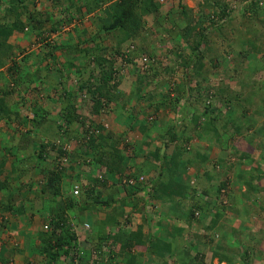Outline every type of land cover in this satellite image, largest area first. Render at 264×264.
I'll use <instances>...</instances> for the list:
<instances>
[{
    "label": "trees",
    "instance_id": "16d2710c",
    "mask_svg": "<svg viewBox=\"0 0 264 264\" xmlns=\"http://www.w3.org/2000/svg\"><path fill=\"white\" fill-rule=\"evenodd\" d=\"M48 1H50L51 6L57 7L58 10L63 9L66 11L71 8L75 10V12H79V6L73 5V0ZM80 1L87 13L94 12L97 14L98 11H101V16L97 15L94 20L90 19V23L94 22V30L88 32L85 28L79 29L78 27H74L73 31H75L77 35L80 34V39L79 41H75L74 44L70 43L69 46H71L70 49L73 48L71 52L79 54L83 60L85 59V62L83 61L81 65L75 67L74 64H71L69 61L66 64L67 67H74L78 75H83L85 69L88 68V62L91 63L87 77L80 80L75 89L78 92H85L89 96L91 102L90 112L96 114L101 109V106L112 98L110 91L115 85L113 86L114 82H112L114 73L112 69V58L110 59V57H107L105 59V57L100 54L105 48L99 46L97 42L94 43V41L98 38L100 39L102 35L111 34H115L118 37L116 38V42L119 44L125 40L134 39L136 35L140 34L144 29L142 26L144 21L143 16L156 12L159 3L156 0ZM255 1L249 0L246 7H242L246 9L245 11H248V9H252L251 4ZM26 2L35 3V11L27 13L29 16L27 17L28 20L25 22L23 19L21 20L20 17L23 11L26 12ZM207 2H204V6L211 5L219 7L218 12H212L218 20L217 18L215 19L213 15L210 17L201 14V19H196L198 30L192 31L194 25L191 27L186 25L181 31H173L175 34H172L175 35V37L178 36L185 39L189 49V53L185 54V56L177 52L176 63H174L185 69L189 67V71L191 70L192 74H190V76L188 74L184 75L181 81L176 83L174 87H166L167 91L174 92L171 98L166 97L165 100V98L159 97L158 101L150 102V104L153 103L155 107L159 105L171 106L174 110V118H177L179 114L181 119L177 124L176 121H173L174 118L166 122L163 133H161L158 138V145L154 146L153 150L148 152L151 156H158L159 163L157 164L158 167L156 168L155 174L147 177L144 182V179L139 180V176H142V171L140 170V172L137 168L133 169L130 176L135 182L133 184L121 183L125 190H130L127 195L119 197V199L123 201L126 200L124 202L125 204H131L132 207H130L132 211L149 213L146 217V222L152 225L160 224L159 221H167L170 217L173 218L175 223L171 230L174 229L175 233L177 232L179 235H181V231L187 228L190 223L202 221L200 219L201 210L205 212L204 209H208L205 203L206 198L213 197L214 200H220V190H222V188L225 189V187L230 184H234L236 186L235 191L239 192V194L234 195L237 202L239 200L247 201V203H242V207L246 210L247 214H259L260 211L264 212V186L260 185L261 179L264 178V124H262L260 120L264 115V77L259 75L256 78L257 73L264 71V61H259L255 53H252L260 51L259 48H255L254 42L252 40H250V42L246 41L244 44H241L239 48L236 46L237 50L232 49L235 53H238L239 58L237 64H232L231 67L224 65L223 67L226 73L225 76L228 79H235L238 84V91L231 90L227 85L216 86L213 84L212 92L207 94V90H205L206 94H203L204 92L202 93V90L199 91L198 87L201 81L209 80V76L207 75L208 70L211 72V70L216 69L217 64H220L221 58L223 59L225 56H222V54L217 55L220 59L216 60L217 58H215V64L211 61V57H207L208 67L204 68L203 62H206L204 61V53L211 51L205 42L206 30L209 28L211 32H218V29L222 26L221 21H223V17L229 13V8L226 3L221 0H211V2ZM6 3L7 5L4 8L5 15H0V79L3 85H5L8 82V76H12L11 81L13 84L24 82L32 86L37 79L36 77L39 69L30 68L31 72L28 74L24 71L20 72L22 62L27 61L30 55L21 56L17 60H14L13 54L11 53L12 45L7 43L6 40L13 31H21L23 27L28 25L33 27L35 25L32 24L34 16L38 17L36 19L37 24L34 26L35 29L42 28L41 26L44 22L54 23L55 20H53L54 18L50 13L44 11V8L47 6L45 0L41 3H39L38 0H6ZM47 13L50 16L47 15ZM65 14V19L59 21L64 24L68 21V18L72 17L71 14ZM79 16L83 18L81 13H79ZM4 17L8 19L4 20ZM188 21L190 22L192 19L189 18L187 19V22ZM204 21L207 22L204 24ZM54 30L55 26L52 24L49 32H53ZM70 38L69 36L68 39ZM64 46L65 43L55 42L52 49L56 48L62 50ZM136 47L135 45L131 53L125 54L127 56L126 60L130 61L131 55H135V51L138 50ZM139 51H142L140 54H146L148 57V66L143 71L150 70L151 68L152 75L159 73L156 70L157 68L152 65L151 51L146 49H140ZM120 52L121 51H116L115 54L119 55ZM121 53L123 54V52ZM225 53L229 54V51L225 50ZM6 59L11 62V65L5 67L7 73H4L1 70L5 65ZM42 61H44V59ZM54 62V57H50L43 65L45 66L44 76L49 79V76H52L56 71L52 65ZM131 64L130 67H133V63ZM93 65L95 66L93 67ZM15 72L18 74L17 77H14ZM94 72L97 73V77L95 81H90L89 79L93 78ZM23 76H26V81L21 80ZM192 78H194L193 85H191ZM63 83L64 81L60 83L63 91H61L57 98L59 100L62 97L65 98V102L58 109L61 119L57 124V128L59 129H57V132L59 131L60 138L62 137V139L58 140L59 147L56 146L55 143L57 140L48 141L42 138L36 140L28 135L29 133L23 135L25 136V140H22L24 146L17 145L15 147V149H17L15 158H17L18 161L23 158L22 156L25 151L29 150L28 148H31L32 154L35 155V159L38 158L42 162L47 159L41 168L42 172H46L45 185L41 188V191L46 190L52 196L60 194L59 182L61 176L64 174L63 166H61V164L58 165V161L55 159L58 157L57 155L62 154L60 148L62 142L73 139L74 142L78 144L76 148H74L77 151V158H81L84 165L86 164L95 169L103 166L109 173L116 168L113 165V158L117 156L119 151L114 148L115 142L109 134L98 133L94 135L93 133L87 132L85 129L76 130V124L82 122L81 120L83 118L75 112L74 106L69 99L73 94V89L68 90ZM244 88L248 91L242 92ZM4 92L6 91L0 88V119L3 118V115H9L7 103L2 98ZM48 93L49 92H46L47 95H49ZM218 104L225 107V113L222 115L218 112ZM49 110L50 109L45 103H41L40 106L32 109L31 122H36L38 124L42 123L46 119L45 116ZM247 110L251 112L247 113ZM17 113L14 112V115H17ZM153 122L154 120L150 123ZM97 127L101 128L100 126ZM139 127L142 131L145 125L142 123L139 124ZM191 131L193 133H191ZM191 134L193 137L195 136V138L205 141V144L199 145L196 142L194 143L192 139L190 141L189 139L192 137ZM248 134L251 137L255 136L256 146L251 144L250 140L246 139L248 136L245 135ZM106 138H108V141ZM166 139L168 141H165ZM170 142L172 143L171 145H169ZM105 143L106 145L111 144L113 146L111 148L112 156L109 160H105L104 157L103 151L105 147L103 145H105ZM14 145L16 144L14 143ZM212 147H217L218 155L214 160L217 162L216 164H218V166L224 167V172L229 173L230 181L227 179L218 180L215 171H204L201 177L203 176L202 179L205 181V185L200 188L201 193H199V197L196 195V188L193 186L192 182L189 181L190 177L187 174V167L194 163L195 168L198 169L199 166H201V162L206 160V155ZM46 148L48 150H46ZM49 152H52V157H50L51 154H49ZM252 154L256 156L253 157ZM230 157H233V160L231 159V161H229ZM3 163V159H0V193L2 194L8 188V179L10 176L17 178V176H20L27 170L24 167L18 168V163L13 162L8 172L2 175ZM240 164L244 167L240 168ZM121 169L118 168L119 173ZM211 180H218L215 193L208 191L209 183L212 182ZM240 188L243 189L240 190ZM260 193H262V201L259 196ZM79 194L78 198L82 201H80L79 210L84 209L88 204L99 203L109 205L110 202L116 201L114 197L110 196L100 200V192L97 191V193H94L91 188L80 189ZM145 195L147 198L144 197ZM185 195H188L187 197L189 199L186 202L183 200ZM156 198L157 200L160 199L159 201L167 206L168 213L167 215H161L154 219L155 215L152 214L151 209L153 207L152 202L156 200ZM73 202L75 204L78 203L77 200ZM139 202L142 204L137 207L136 204ZM177 206L182 208L184 212L177 214ZM2 208L12 211V205L7 202L4 203ZM223 208L229 209L226 205L213 203L211 209L214 212L212 215L214 219H210L205 225L198 226V230L201 231L202 237H207L209 240H214L216 237L219 238L218 242L211 243V250H207L210 252L211 257L215 256L217 258L218 262H224L226 264H252L253 258L257 256L260 257L264 254V226L260 236H258L259 234L257 233H252L248 236L249 232L247 230L241 238H235L231 232L221 231L215 225L216 221L221 217V210ZM21 210L20 207L18 209L16 207L15 213L19 214ZM195 212L199 214L196 216ZM180 215L183 217L180 218ZM151 217L154 220H151ZM177 223L179 225L183 224V226L177 227ZM216 228L220 231L216 232ZM34 237V239H36L33 244L34 246L30 242V237L25 234L21 245L16 248V251H18L20 255L28 248H30L35 255V263L23 257L22 264H73L74 260L77 264L85 260L84 264H110L113 261L114 264H145L146 261L143 259L142 255L131 252V248L138 245L141 247V251H144L146 257L151 260L155 258V261L159 262V264H167L166 260L170 255L174 264H205L203 261V254L194 251L193 247L192 249L185 250L188 257L183 258V256L180 257V254L184 252H180V254L178 253L173 256L175 252L173 248L170 249V241H165L156 237L151 239L150 236L143 241L141 225H137L136 229L130 232L116 230L108 234L103 232L98 233L96 239H86L92 246L86 247L85 251L83 248L77 251L78 245L75 240V233L69 231V225L67 224V218L63 210L57 211L53 217H50L47 228L39 230ZM85 238H87V236ZM103 242L105 243L101 246ZM191 250L193 251L192 255H188V252ZM11 251H13L12 248ZM233 254L237 256V259L233 257ZM91 255L93 258H90ZM0 260H2L1 257Z\"/></svg>",
    "mask_w": 264,
    "mask_h": 264
},
{
    "label": "rangeland",
    "instance_id": "374dc122",
    "mask_svg": "<svg viewBox=\"0 0 264 264\" xmlns=\"http://www.w3.org/2000/svg\"><path fill=\"white\" fill-rule=\"evenodd\" d=\"M211 2V0H166L165 3L159 4L157 6V11L154 12L153 14H146L143 16V30L141 31L140 34L136 35V37L132 40H134L135 45L137 46L136 48L138 50L135 51V55L140 54L141 50H148L151 51L152 53V65L157 68L156 70L159 72L155 75L151 74V68L150 70H145V71H140L135 67H130L127 66L128 69L131 70H123L119 68V61H117V55L115 54L116 51H121L122 47H124L123 42L120 44L117 43L118 38L115 34L111 35H105L101 36L102 38L107 39V45H111L110 49L105 48L103 51V55L105 59L107 57H110L112 60V69L114 70L113 73V78L112 82H114L113 87L110 91V93H114L115 100H118V108L114 106V101L112 103H104L101 106V110L105 111L108 110L109 106L114 107L116 109L115 111L109 110L108 118L112 121L117 118H120L121 115H129L132 117H135V121L139 124H144L147 128L151 125V128H147V132L145 133L143 131H138V129H135V132L132 134L130 133L128 137H126V140H133L135 137H141L142 134L147 136V139L150 140V146L155 145L157 146L159 143V136L161 133H163V128L166 122H168L171 118L173 119L174 113H173V108L171 106L167 105H159L156 106L150 102L158 101L159 97H163L166 100L167 98H171L172 95L174 94L173 91H167L166 87H174V85L178 82L181 81V79L184 77V75L192 74V71H189L188 69H185L181 66H177L175 63L176 61V53L180 52L182 55L185 56V54L189 53V49L187 47V42L185 39L180 38L178 36L175 37V35H172L175 32H179L184 28V26L189 25L190 27L194 25V29L192 31L198 30L196 26V19H201V14L207 15V16H212V12H218L219 7L215 6H204V2ZM222 2L226 3L227 7L229 8V13H227L223 17V21H221V28H219L218 32L214 31H209L210 29L208 28L205 33L206 37V44L208 45V48L211 50L208 53H204L205 59L203 62L204 63V68L208 67V58L211 57V61L215 64L216 60H219V56L221 55L224 56L223 59L221 58L220 64H217V68L214 70H208L207 75L209 76V80L201 81V84L199 85L198 89L201 91L203 94H208L212 92V84L216 86H224L227 85L231 88V90L238 91V84L236 83L235 79H228L225 75V71L223 70L224 65H228V67H231L232 64H237V60L239 58L238 53H235L233 50H237V47L241 44H244L246 41L252 40L255 44V48L260 51L257 52H252L253 54L255 53V56L258 58L259 61H264V3L262 2L259 4V1L263 0H253L256 2H253L251 4L252 9H248V11H245L246 9L242 6L246 7V4L249 3V0H221ZM47 6L45 7L44 11L50 13V15H53V12L55 15L58 14V8L51 6L50 1H48ZM158 2V1H157ZM207 2V3H208ZM73 5L79 6V12H75V10H71L73 12L72 17L68 18V21L65 22L66 25L60 24L59 25L55 24V30L53 32L48 31V26L44 22L42 26L44 28H39L34 30V26H25L21 31H13L12 34L7 38V43H13L11 45H15V42L17 41H23L28 39V37L34 35V41L33 43H29L22 46V47H17L15 52H11L13 56H16L18 59L21 56L26 55L29 50L31 53V44H35V41H40L45 43H42L40 49L33 48L31 56L28 57V61L22 62L20 72L24 71L27 74L30 73V68L33 69V64L29 65L30 63H35L36 59H38L39 55H41V51L48 48L50 42H63L60 39H65L68 38L69 36L72 38V41H79V35L75 34L74 27H78L79 29L85 28L86 30L88 29L89 31L94 30L95 28L93 27V23H90V19L94 20L96 19V16L99 15L101 16V11H98L97 14L92 12L91 14L86 13L85 8L83 4L81 3L80 0H73L72 1ZM30 6H29V5ZM7 3L6 0H0V15H5L4 8L6 7ZM25 5H27L26 12H22L20 19L24 20L25 22L28 20V12H33L35 11L34 5L35 3H30L26 2ZM81 5V6H80ZM100 5V4H99ZM29 6V7H28ZM101 8V7H100ZM47 13V15H49ZM79 13L83 16L81 18L79 16ZM43 15V14H42ZM49 15V16H50ZM66 16V14H65ZM213 17L216 19L217 17L213 15ZM37 16H34L32 20V24H37ZM191 18L192 21H188L187 19ZM4 20H7L8 18H3ZM71 19V20H69ZM54 20L57 22V16L54 17ZM218 20V18H217ZM194 21V22H193ZM207 21H204V24ZM61 23V22H59ZM203 24V25H204ZM175 31V32H173ZM118 34V33H117ZM14 36V37H12ZM221 36V37H220ZM12 37V38H10ZM70 38V39H71ZM105 39V41H106ZM14 41V42H13ZM126 44V41L124 42ZM205 44V45H206ZM123 45V46H122ZM233 49V50H232ZM225 50L229 51V54L225 53ZM27 52V53H26ZM26 53V54H25ZM145 53V52H143ZM235 53V54H234ZM114 55V56H113ZM215 58H217L215 60ZM16 59V60H17ZM124 59V58H123ZM68 60V58H67ZM82 62V61H81ZM175 62V63H174ZM83 63V62H82ZM81 63V64H82ZM121 63V62H120ZM245 63V62H244ZM78 63V65H81ZM10 66L11 62L9 60H5V65L3 66L2 70L4 73L7 71L5 70L6 66ZM56 67L59 65H55ZM91 66V63L88 62V68L85 69L83 75H78V72H74V69L72 67H68V71H73L72 73L79 76V81L83 80L84 78L87 77V73L89 70V67ZM95 65H93L94 67ZM87 67V66H86ZM115 67V69H114ZM244 67V66H243ZM45 69V66H43ZM71 68V69H70ZM126 68V69H127ZM19 72V74H20ZM17 73H14V77H17ZM57 74L54 72L53 76L55 77ZM264 77V71H261L256 74V78L258 76ZM12 77V76H11ZM10 76H8V82L3 85L1 79H0V88L1 90H4L2 98L4 101L7 103L9 110L14 112V110H19L20 108V113H17V115H14L13 113L9 112V115H3V118L0 119V159H3V172L2 175L8 172L11 163H13V158L15 156V152L17 149L15 147L17 145L24 146L23 141L25 140V136L27 133L30 135L32 138L39 140V139H47L48 141L54 140H59L60 135L59 131L57 132V128H55L54 124H56V121L51 118L52 116H55V111L58 110L56 107V103H52L51 110L48 111L49 115V121H43L42 123H36V122H31V118L29 115L32 114V109H35L36 107L41 105L42 102V96L39 94L41 93V90L43 88L47 89V84L49 82H52V79L50 77L46 79H42V76L40 74V71L38 72L37 79L32 86L29 85V83H20L17 82L16 84H13L11 81ZM74 77V76H73ZM72 77V78H73ZM97 77V73H93V78L89 79L90 81H95V78ZM35 80V78L33 77ZM22 81H26L27 78L26 76H23L21 79ZM45 80V82H44ZM63 85L65 86L68 81H65ZM191 80V79H190ZM193 80H191V85H193ZM50 82V83H51ZM36 85V86H34ZM43 87V88H42ZM76 87V86H75ZM53 88V86H52ZM51 88V89H52ZM247 88V87H246ZM246 88L243 89L242 92L248 91ZM129 89V91H133L134 94L129 98V105L132 102V106L128 105V108L125 107V101H126V94L125 90ZM246 89V90H245ZM205 90L206 93H205ZM110 102V101H109ZM127 102V101H126ZM90 99L87 94H85V100L84 101H79L77 102V109L78 112L83 114V112H88L90 109ZM120 103H123L120 105ZM130 108V109H129ZM218 112H220V115L225 113V107L221 106L218 104ZM88 110V111H86ZM58 112V111H57ZM250 113L251 111L247 110V113ZM91 113V112H89ZM128 113V114H127ZM120 114V115H119ZM90 115V114H89ZM56 117V116H55ZM117 117V118H116ZM181 117L178 114L177 118H174L173 121H176V124L178 121H180ZM126 121L129 120V118L125 119ZM154 120L153 123L150 124V122ZM82 122L80 124H77L76 130H81L84 128V126L88 125H93V123H90L87 120H81ZM133 121V122H135ZM50 123V124H48ZM136 124V123H135ZM103 125V124H102ZM125 127H127V122L124 123ZM119 129L121 127L119 126ZM59 130V129H58ZM29 131V132H27ZM118 131V130H117ZM191 133H193L191 131ZM191 138L189 139L199 145H204L205 141L201 139L193 137L191 134ZM29 137V136H27ZM26 137V138H27ZM72 139V138H71ZM137 139V138H136ZM256 139V138H255ZM8 140V141H6ZM23 140V141H22ZM112 140L115 141V137H112ZM188 140V141H189ZM253 139H251L252 141ZM123 141V140H122ZM165 141H168L167 139ZM15 142L16 145L10 143ZM70 145L69 149L71 150L70 152V159L67 165L73 166L75 164H78V168L83 169L85 165L82 163V159L77 158V151L74 149L78 145L77 142H74V140H69ZM79 142V141H78ZM131 142V141H130ZM116 143V142H115ZM125 145L124 150L129 151V144L125 141L123 142ZM172 143L170 142L169 145ZM122 146V144H121ZM31 147V146H30ZM132 147V146H131ZM72 148V149H71ZM29 150L24 152V155L22 156L23 158L16 163L18 168L24 167L26 172L30 171L32 168H35V170H39L36 173H40V168L43 167V163L41 160L38 158L35 159V155L32 154L31 148H28ZM48 150V149H46ZM26 154V156H25ZM51 154V152H49ZM76 154V155H75ZM218 155V149L217 147H212L209 149L208 154L206 155V160L201 162V166H199L198 169L195 168V164L192 163L190 166L187 167V174L189 175V181L192 182L193 186L196 188V195L199 196V193H201L200 188L204 187L205 181L202 179L201 175L204 171H215L216 177L218 180L220 179H227L230 181L229 178V173L224 172V167L218 166L216 164L217 162L214 160ZM21 158V156L19 155ZM76 159L79 160V162H76ZM233 160V157L229 158V161ZM47 161V159L45 160ZM127 163V158L123 162V164ZM194 164V165H193ZM127 165V164H126ZM227 165V163H226ZM240 168H243L244 166L242 164L239 165ZM127 170H123L122 174H120V177L118 178L119 180L121 178H126L127 173H131L129 171L130 168ZM32 172V170H31ZM100 172V171H99ZM121 173V172H120ZM10 176V173H9ZM29 180L27 175L22 176L20 179L18 178H10L8 179V188L6 191L0 193V257L2 260H0V264H22V259L25 257L28 261H32L33 263L35 259V255L32 253L31 249L28 248L24 251L22 255L18 254V251H16V248L20 246V243L18 246H16V241L20 239H13L14 237L12 235L7 234L9 232L8 228H12L17 230L19 229V225H24L23 223L24 220L26 219L28 224H30L34 217L33 215H30L31 213L34 214V207L40 204L39 198H37V195H41L42 193L37 190V187H41L42 183L40 182V177L39 175L35 176L34 179L29 176ZM218 180H211L212 182L209 183V187H214L216 188L217 181ZM33 181L34 183H31ZM83 189V188H81ZM243 189V188H242ZM236 186L234 184H230L222 190H220V200L214 201L216 204L220 205H226L229 207L228 208H223L221 210V216H223L227 221L232 219L234 220V223L238 226L239 222H237V219L239 221H245L247 217V212L243 207H239L237 210L238 213V218L236 216V213H233L231 208H235L238 204L236 197L234 196L235 194H239V192L235 191ZM215 191V189H214ZM79 193H80V187H79ZM80 195V194H78ZM48 196V194H47ZM46 196V197H47ZM188 195H185L186 201H188ZM45 196L43 194L41 195L40 198L45 199ZM145 198L146 195L144 196ZM206 200H208L206 198ZM7 202L12 205V211L11 210H4L2 207L4 203ZM29 205V206H27ZM149 205V204H148ZM145 205V206H148ZM153 212L154 214V219L155 217L164 215V209L159 201H153ZM144 206V207H145ZM20 207L22 210L19 214L26 213V215H22V218L20 216H17L19 214H16L15 210ZM27 209H30V211H27ZM132 209V208H131ZM131 209H126L128 213L132 212ZM42 209H40L39 212H41ZM136 212V211H134ZM40 214V213H39ZM264 215V213L262 214ZM36 219L40 220V229L42 228V218L40 215L36 217ZM151 217V220H154ZM264 219V217H263ZM127 220V219H126ZM256 219H253L254 221ZM231 221V220H230ZM37 221H33V226ZM228 224V223H227ZM247 224V223H246ZM74 225V224H73ZM249 224H247L248 226ZM245 224L241 225V233H246L247 230L249 232V235H251L254 231L257 232V234H261V232H258L256 228H253L251 225L247 227ZM235 227V226H234ZM21 229L23 227H20ZM229 228L227 225H225L224 229ZM20 230V229H19ZM23 230V229H22ZM79 230V228H77ZM83 234V233H82ZM79 235V234H78ZM234 236V235H233ZM11 237V238H10ZM235 237V236H234ZM33 239H30V242L32 245L36 241L34 239V235H32ZM34 246V245H33ZM248 247V246H246ZM11 248L13 251H11ZM10 250V251H9ZM187 254V253H184ZM37 258V257H36Z\"/></svg>",
    "mask_w": 264,
    "mask_h": 264
},
{
    "label": "crops",
    "instance_id": "0c3cea01",
    "mask_svg": "<svg viewBox=\"0 0 264 264\" xmlns=\"http://www.w3.org/2000/svg\"><path fill=\"white\" fill-rule=\"evenodd\" d=\"M37 1V0H36ZM44 0H38L39 3H41ZM45 3L47 5L48 0H45ZM37 4V2H36ZM40 9V8H38ZM45 9V8H44ZM72 9H67L66 11L63 9L58 10V14L55 15V13L53 12L52 17H56L57 16V22L55 21L54 23H48L46 22L44 26H48V31L50 29V27H52V24H57L60 27V24H64V23H59V21L64 17L65 13L67 14H73V12L71 11ZM87 13V12H86ZM92 12H89L88 14H91ZM54 20V19H53ZM65 25V24H64ZM35 26V25H34ZM44 26H41L42 28H44ZM26 28V27H25ZM34 30H36L35 28H33ZM88 30V29H87ZM89 32V30H88ZM14 35V33L12 34ZM105 36V35H104ZM14 37V36H12ZM10 37V38H12ZM106 38H102L100 36V39L98 38L96 41H94V43H98L99 46H103L104 48L110 49L111 45H107V39L105 41ZM63 42H59V43H65L64 48L61 49H52V46L55 44V42L51 43L50 42L48 48L46 49V51L42 50L41 51V55H39L38 59H36L35 63H30L29 65L33 64L34 68L39 69L40 74L42 76V79H46L48 77H45V70L43 68V65L46 63V61H48V59L50 57H54L55 62L52 63V65L54 66V69H56V76L51 77L52 82L49 84H47V89L43 88L41 90V93H39L42 96V102L41 103H45V105L51 110V106L52 103H56L57 104V108L59 109L61 107V105H63V103L65 102V98L62 97L59 99L58 95L61 93V91H63L60 83L62 81H64V79H66L65 81H68V83H66V88L68 90H72L73 94L72 96L69 98L70 101L72 102L75 112H77L80 117H82V120H87V122L89 121L90 123H93V125H100L105 123L106 124V129L103 130L102 134H109L111 137H115V141L116 143H114V148L118 151L117 156H115L113 158V165L114 168L110 173L103 167H98V168H93V167H89L88 165L85 164V167H83V169L78 168V164H75L73 166H69V165H65L63 166V170H64V174L61 176L60 178V182H59V191L60 194L52 196L51 194H49V192H47L46 190L41 191V188L45 185V171L42 172L41 168H40V173H36L39 170H35V168H32V172L31 170L28 172L24 171L20 176H17L18 179H20L22 176L27 175L29 180V176H31L33 179L35 176L39 175L40 182L42 183L41 187H37L39 190V192H41L43 194V196H45V199L40 198L41 195H37V198H39L40 200V204L37 205L36 207H34V214L31 213L30 215H33L32 217H34L35 219H33V221H37L34 226H33V221L28 224L29 221H27L26 219L24 220L25 223H23L24 225H19V229L17 228V230L12 229L11 227L8 228L9 232H7V234L12 235L14 237H12L13 239H20L21 241L19 242L16 241V246L21 245L24 235L26 234L27 236L30 237V239L32 238V235H35L39 230H43V225L47 224L48 225V220L50 217H53V215L57 212V211H61L63 210L65 217L67 218V224L69 225V231H73L75 233L76 236V242L78 245V250L80 248H83L84 251L86 250V247H90L92 246L89 242H87L89 238H92L93 240L96 239V235L98 233H105L108 234L110 232H115L120 231V230H124L126 232H130V231H134L137 227V225H141V230H142V240L145 241L149 236L151 237V239L156 238H161L165 241H170L171 243V247L170 249L173 248V251L175 252V255H177L178 253L180 254V252H185V250H189V249H194V251H198L201 252V254H203V261L205 262V264H226L224 262H218L217 258L211 257L210 252L207 249L211 250V243L214 242H218L219 238L216 237L214 240H209L207 237H202L201 236V231L198 230V226H202L205 225V223H208L209 220L214 219L213 218V210L212 208V204L214 203L213 197H207L208 200H206V204H207V210L202 211L201 210V214H200V219L202 220L201 222L198 223H190L189 226L187 228H184L181 232V235H179L177 232L175 233V230H171L172 227L174 226V220L173 218H168L167 221H159L160 224H150L148 222H146V217L148 216L149 213H144V212H130L128 213L126 209H131V204L130 203H124L126 200H121L119 199V197H123V195H127L129 193L130 189L125 190L124 186L121 185L122 182V178L120 179L119 182V177L120 174H122L123 170H129L127 168H130V170L137 168L142 175L150 177L153 176V174H155L156 168L158 167V156H151L148 154L149 151H152L155 145L150 146V143L147 139V136H145V134L141 137H135L133 140H126V137L129 136L130 133H134L135 129L138 131H141L140 127H139V122L137 123V121H135V117L129 116V115H121L120 118H117L115 120L112 121H108L110 120L108 118V116H110V112H108L110 109L115 111L116 109H114V107L109 106L108 110H99L98 113L94 114V113H89L90 109L86 110L88 112H82L79 113L78 109H77V102L82 101V95L86 94L85 92H78L76 91V85L79 82V76L77 77V75L73 74L71 71H68L66 69H68L67 67V62H71V64H74V67L79 64H81L83 61H85V59L83 60V58L79 55L76 54L75 52H71V50L73 48L70 49L71 46H69L70 43L74 44L75 41H72L71 39L68 38H63L60 39ZM34 41V35L28 37L27 40H25V42L23 41H17V43L15 42V45H12V49L11 52H15L17 47H22L26 44L29 43H33ZM126 41V40H125ZM124 41V42H125ZM14 42V41H13ZM123 42V44L125 45V43ZM42 43H45V41L40 42V41H35V44H31V53L30 50L29 52L24 55H32L35 53H32L33 48H37L40 49L41 45H43ZM121 43V42H120ZM10 44V43H9ZM13 44V43H11ZM87 44H91V43H87ZM123 46V45H122ZM125 47V46H124ZM123 49V47H122ZM101 55H103V52L100 53ZM104 56V55H103ZM68 58V60H67ZM13 59L16 60V56H13ZM44 59V61H42ZM7 60V59H6ZM28 61V60H27ZM82 61V62H81ZM127 61V60H126ZM128 62V61H127ZM55 65H59V66H55ZM129 66V65H128ZM72 67V69H74V72H76L75 68ZM71 69V68H70ZM131 70V69H126V71ZM74 76V77H73ZM73 77V78H72ZM53 86V88H52ZM52 88V89H51ZM46 92H49L47 95ZM125 93H127L126 96V101H125V107L128 108V101L129 98L131 97L134 92L133 91H129V89L125 90ZM114 93H111L112 98L108 101V103H112V101H114V106L116 108H118V100H115V97L113 95ZM47 95V96H46ZM107 103V104H108ZM123 103H120V105ZM132 102L130 103L129 106H132ZM8 106V105H7ZM120 109V107H119ZM130 109V108H129ZM9 112L13 113L14 112H18L20 113V108L19 110H14V112H12L11 110H9V107L7 109ZM58 111V110H57ZM55 111V116H52L51 118H53L56 121V124H54L55 128H57V124L58 121L61 119L59 112ZM108 112V113H107ZM90 114V115H89ZM128 114V113H127ZM120 115V114H119ZM79 117V118H80ZM45 122L49 121V115L46 114L45 116ZM129 120H125V119ZM108 119V120H107ZM261 123L264 124V115L260 118ZM135 121V122H133ZM127 122V127H125L124 123ZM81 123V122H80ZM78 123V124H80ZM136 123V124H135ZM50 124V123H48ZM151 124V123H150ZM92 125V124H91ZM77 126V124H76ZM119 126L121 127V129H119ZM146 127V126H145ZM147 128H151V125ZM147 128H144V130H142V132L146 130L145 133L147 132ZM58 129V128H57ZM118 130V131H117ZM60 135V134H59ZM248 136L246 139L250 140L251 144L256 146V139L255 136ZM137 138V139H136ZM253 139L251 141V139ZM62 139V137L60 138ZM108 141V138H106ZM45 140V139H43ZM54 140V139H53ZM123 140V141H122ZM8 141V140H6ZM127 142L129 144V151H125L124 147L125 145L123 144V142ZM131 141V142H130ZM15 142L10 143V145L14 144ZM122 144V146H121ZM110 145V146H109ZM103 145L105 147L104 149V157L105 160L109 158H111L112 156V145ZM132 146V147H131ZM110 147V148H109ZM47 149V148H46ZM110 150V151H108ZM136 155V156H135ZM253 157H255V154H252ZM52 157V152H51V156ZM13 158L12 162H17V158ZM127 158V165L123 164V162L126 160ZM45 162V161H44ZM42 162V163H44ZM76 162L78 163L79 160L76 159ZM118 168H123L121 169V173H119ZM100 171V172H99ZM131 172V171H129ZM11 178H13L11 176ZM16 178V177H15ZM96 180V181H95ZM31 183H34L33 181H31ZM76 184L81 188H91V190L94 191V193H97V191L100 192V200L107 198L108 196L110 197H114V199H116V201L114 202H110L109 205H105V204H88L84 209L79 210L78 208H80V203L82 202L81 200H79V195L74 196L71 194V189L72 186ZM264 178L261 179L260 181V185L264 186ZM214 187H209L208 191H211V193H215L214 191ZM240 190H242V188H240ZM48 194V196H47ZM262 193L259 194L260 199L262 201V197H261ZM47 196V197H46ZM200 197V196H199ZM78 201V203H74L73 201ZM129 200V199H128ZM127 200V201H128ZM160 200V199H159ZM154 200V201H159ZM183 200L186 202V199L183 198ZM81 201V202H80ZM90 201V200H88ZM151 201V200H150ZM131 202V201H130ZM160 202V201H159ZM161 203V202H160ZM242 203H247V201L245 200H239L238 204L235 208H231L233 213H236V216L238 218V213L237 210L239 207H242ZM142 203L139 202L137 205V207H139ZM264 204V203H263ZM162 207L164 209V215H167V206L165 204H162ZM29 206V205H27ZM131 206V207H130ZM40 209H42L41 212ZM187 209V208H186ZM27 211H30V209H27ZM177 214H181L184 212V210L182 208H180L179 206H177ZM151 212H153V208L151 209ZM40 213V214H39ZM264 212H259V214H247V219L245 221H239L237 219V222H239L238 226L234 223V220L232 221V219H230L229 221H227L223 216H221L218 221H216L215 225L217 226V228H219L221 231H227V232H231L235 238H241L243 234L245 233H241V228L240 226L245 224L247 226V224H249L248 226H252L253 228H256V230L258 232H263V226H264V215H262ZM26 215V213H22L20 216L22 218V215ZM38 215H40V217L42 218V225H41V229H40V220L36 219V217H38ZM183 216L180 215V218H182ZM127 219V220H126ZM253 219H256L254 221H252ZM228 223V224H227ZM247 223V224H246ZM74 224V225H73ZM86 225V226H85ZM177 227H182L183 224H176ZM225 225H227V227L229 226V228L224 229ZM235 226V227H234ZM247 226V227H248ZM20 227H23L22 229ZM77 228H79V230H77ZM216 228V232L220 231ZM120 229V230H119ZM240 230V231H239ZM249 230V229H248ZM83 233V234H82ZM253 233H257L256 231H254ZM79 234V235H78ZM215 234V233H214ZM217 235V234H216ZM87 236V238H85ZM218 236V235H217ZM250 236V235H248ZM260 236V233L259 235ZM10 237V238H11ZM85 238V239H84ZM223 238V235H222ZM261 238V237H259ZM105 242H103L101 244V246L104 245ZM188 245V246H187ZM249 247V246H248ZM131 252L134 254H140L142 255L143 259L146 261L145 264H159V262L155 261V258H153L152 260L148 257H146V255H144V251H141V247L135 246L133 248H131ZM180 254L183 258H187V254ZM193 251H189L188 255H192ZM172 254V253H171ZM101 256V255H100ZM233 257L235 259H237V256L233 254ZM90 258H93V256L91 255ZM86 261V260H85ZM85 261H81L80 264H84ZM167 264H174L173 260H171V255L169 256V258L167 257L166 260ZM249 262V261H248ZM252 264H264V254L261 255L260 257L257 256L255 258H253ZM110 264H114V261ZM118 264V263H117ZM122 264V263H121ZM238 264V263H235Z\"/></svg>",
    "mask_w": 264,
    "mask_h": 264
},
{
    "label": "built area",
    "instance_id": "2783aa9c",
    "mask_svg": "<svg viewBox=\"0 0 264 264\" xmlns=\"http://www.w3.org/2000/svg\"><path fill=\"white\" fill-rule=\"evenodd\" d=\"M163 1L164 0H158V2H160V3H162ZM262 2L264 3V0L260 1L259 4H261ZM124 46L125 47H123V49L121 50V52H123V54L120 52V54L117 55L118 56L117 57V59H118L117 61L120 60V62H121V63L119 62V66L118 67L123 69V70H126L127 66L128 65L131 66L132 65L131 63H133V67L137 68L140 71H143L144 69H146L147 66H148V64H147L148 57L146 56V54H139V55H134V56L131 55L130 61H128V60H127L128 62L126 61L127 56L125 54L131 53L132 50L134 49V47H135L134 40H131V39L127 40L126 44ZM114 69H115V67H114ZM82 96H83L82 100H84L85 99V95L83 94ZM102 126L105 127L106 124L103 123ZM83 129H85L89 133H93L94 135H97L98 133L101 132V130L99 128H97V127H95L93 125H88V126L86 125V126H84ZM55 143H56V146L59 145L58 139H57V141ZM69 145H70L69 141H65V142L61 143L60 148L62 150V154L61 155H57L58 157L55 158L58 162L60 161L62 164H65L69 160V153L71 151L69 149ZM141 179H143V177L139 176V180H141ZM122 181L124 183H127V184L128 183L132 184L134 180L131 177H128L126 179L124 178ZM78 191H79V186L74 184L72 186L71 194L76 196L78 194ZM195 214H197V213H195ZM43 228L44 229L47 228V224L43 225ZM73 264H77V262L74 260Z\"/></svg>",
    "mask_w": 264,
    "mask_h": 264
},
{
    "label": "clouds",
    "instance_id": "9594fccd",
    "mask_svg": "<svg viewBox=\"0 0 264 264\" xmlns=\"http://www.w3.org/2000/svg\"><path fill=\"white\" fill-rule=\"evenodd\" d=\"M156 1H158V0H156ZM166 2V0H164L162 3H160V2H158L159 4H163V3H165ZM65 15H64V17L62 18V19H65ZM66 25V24H65ZM132 40V39H131ZM85 62V61H84ZM88 75V74H87ZM85 100V99H84ZM84 100H82V101H84ZM30 117H28V118H31L32 117V114L31 115H29ZM93 126H95V127H97V126H100L101 128H99V127H97V128H99L100 130H101V132H100V134H102V132H103V130L104 129H106V127L107 126H102V124H100V125H97L96 126V124L95 125H93ZM71 152V151H70ZM69 155H70V153H69ZM69 159H70V156H69ZM68 162H69V160L65 163V164H62L60 161L57 163L58 165H60L61 164V166H65V165H67L68 164ZM128 177H131L130 176V173H127V177L126 178H128ZM142 177H143V179H144V182H145V180H146V178H147V176H144V175H142ZM125 178V179H126ZM132 178V177H131ZM124 178H122V180H123ZM133 179V178H132ZM134 180V179H133ZM123 182V181H122ZM135 182V180L133 181V183ZM124 183V182H123ZM132 183V184H133ZM72 190V189H71ZM78 194H79V191H78ZM78 194H77V196H78ZM195 213H197L196 214V216L199 214L198 212H195Z\"/></svg>",
    "mask_w": 264,
    "mask_h": 264
}]
</instances>
